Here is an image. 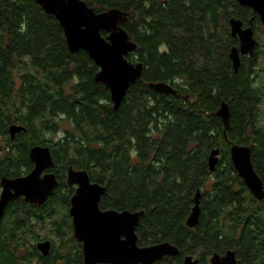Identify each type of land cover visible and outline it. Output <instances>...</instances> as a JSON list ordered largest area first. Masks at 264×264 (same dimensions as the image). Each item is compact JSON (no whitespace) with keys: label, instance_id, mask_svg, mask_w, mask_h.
<instances>
[{"label":"trees","instance_id":"16d2710c","mask_svg":"<svg viewBox=\"0 0 264 264\" xmlns=\"http://www.w3.org/2000/svg\"><path fill=\"white\" fill-rule=\"evenodd\" d=\"M84 1L98 12H128L123 26L137 48L127 57L143 63L142 77L115 110L110 90L95 79L99 66L87 51L69 50L55 16L35 0H0V173L19 175L31 163L29 149L47 144L59 176L72 165L106 186L102 209L145 210L136 228L139 245L178 246V255L153 264H182L189 254L207 264L228 250L238 264H264V198L250 191L230 156L231 143L250 146L264 181V68L259 71L255 55L235 71L230 58L235 39L229 20L247 12L234 0ZM158 82L177 93L150 86ZM223 101L231 111L228 138L217 114ZM14 123L26 130L12 140ZM215 148L221 153L212 171ZM198 190L199 223L190 227ZM74 191L59 185L49 196L48 203L58 204L50 207L55 219L63 217ZM14 218L0 222V264L26 243L17 230L19 215ZM57 223L53 250L63 252L65 264H84L76 241L66 256ZM77 253L78 262L72 260ZM51 258L46 264L55 262Z\"/></svg>","mask_w":264,"mask_h":264},{"label":"water","instance_id":"95a60500","mask_svg":"<svg viewBox=\"0 0 264 264\" xmlns=\"http://www.w3.org/2000/svg\"><path fill=\"white\" fill-rule=\"evenodd\" d=\"M46 13L55 16L64 30L69 50L88 52L90 58L99 66L95 75L97 82L110 90L111 101L117 110L128 89L142 77L143 63L128 59L137 44L131 40L123 24L128 19V12L112 7L104 11H96L84 0H35ZM243 5L251 6L264 18V0H238ZM231 33L241 39V48L234 46L230 58L234 70L237 71L241 58L240 53L253 54L256 40L252 28H243L240 19H230ZM107 31L108 35H102ZM150 86L161 93L176 94L171 84L166 82L151 83ZM217 114L225 125V137L230 129L231 111L228 103L223 101ZM22 130L24 125L14 123L9 126L12 138ZM221 150L215 148L209 158L210 170H214ZM230 156L239 176L246 186L259 200L264 198V181L256 171L252 161L250 146L231 143ZM30 157L35 168L26 176L17 178L3 177L0 197V216L7 204L24 197L25 201L43 204L53 194L58 180L54 173H41L47 167H54L55 162L48 146L36 145L30 149ZM68 182L78 187L71 197L70 214L75 227L74 236L82 242L84 264H153L165 257L176 256L179 248L170 241L152 245L138 244L136 228L139 225L144 209L138 211L102 209L101 198L106 186L92 182L87 170L68 172ZM201 191L195 195V205L187 219V224L194 227L199 223ZM43 254H49L51 242L38 244ZM199 260L192 255L184 258L182 264H198ZM209 264H237L236 252L228 250L224 255L214 254Z\"/></svg>","mask_w":264,"mask_h":264},{"label":"flooded vegetation","instance_id":"af4514ba","mask_svg":"<svg viewBox=\"0 0 264 264\" xmlns=\"http://www.w3.org/2000/svg\"><path fill=\"white\" fill-rule=\"evenodd\" d=\"M234 1L236 2V4H237L236 6L238 8L240 7L244 11V13L245 12H247V13H245L244 15H238L237 14V15H234L232 17H235L237 19L242 20L243 28H245V29L246 28H252L253 37L256 40V44H255L253 54L242 53V52L240 53V58H241L240 66L244 65V67H245L247 65V61H249L255 55L259 56V49H261L262 46L264 47V41H262V39H261V35H264V18L262 15H260L259 12L255 11V9L253 7L248 6V5H243L240 2H238V0H234ZM229 23H230V20H229ZM230 26H231V24H230ZM233 37L235 39V46L241 48L240 37L239 36H233ZM245 63H246V65H245ZM22 131H20V132H22ZM20 132H18V133H20ZM15 137L14 138L11 137V139L14 140ZM36 145L48 146L51 150V153H52V149L49 145H47V144H35L33 146H36ZM5 146L6 145H3V147L5 148V152H6L8 149ZM30 149H29V159H30L31 163L28 166V168L25 167L23 172H21L19 175L8 176V175H5L3 173H0V197H1L2 189H3L2 179L4 176L8 177V178L23 177V176L28 175L35 168V162L32 161V159L30 157ZM52 156H53V153H52ZM53 160H54V157H53ZM54 162H55V160H54ZM14 166L15 165H12V167H14ZM71 167H73L75 170H87L84 168H76V167L70 165V166H68V168L66 170L65 178H62L61 176H59V174L57 172L58 167H57L56 162H55L54 167H47L41 173V175L44 176L46 173H54L56 175V178L58 180V184L55 187L54 191L58 188L59 185H61L62 188L73 187L76 191V188L78 187V185L77 184H70L68 182V172H69ZM88 173H89L91 181L97 182L92 178L89 171H88ZM60 179H63L62 182ZM75 191H74V193H75ZM53 194H54V192H53ZM20 198L24 199V197H22V196ZM20 198H18V199H20ZM70 199H69V203L67 204V210L63 213V217H60V218L58 217L56 219H55L56 212L52 211L51 210L52 208H50V207L55 208L58 206V204H55V203L50 204L47 202L48 199L43 204L28 202V201H25V199H24V202H22V203H17L16 202L17 199H16V200L10 201L7 204L6 208L4 209L3 214L0 216V222H2V221H7V222L14 221L16 219V218H14V216L16 214H18L20 224L17 226V230H18V232H20L22 238L26 242L19 249H12L11 253L14 254L15 257L13 259L7 261L8 264H46V263L51 262L49 257H52L51 259H53V257H54L55 262H53V264H65L67 259L65 260V259L61 258V254L63 252L62 251L56 252L53 250V247L55 245L54 239L55 240L60 239L59 237H57L55 235V232L52 230L53 228H51L52 226L55 225L56 222H59L57 224H61L60 226H62L60 228V233H62L64 235L63 238L67 242V248L69 249L71 247H75L74 241H76V243L82 248V242L79 241L74 236L75 227H74V223H73V217L70 214V207H71ZM17 205L25 207V209L15 211L12 207L17 206ZM52 214H53V217L51 216ZM24 215H26V216L24 217ZM8 217H10V218H8ZM45 241L51 242L50 252L47 255L43 254L42 251L38 247L39 243L45 242ZM65 252L67 253L66 256L67 255L69 256L71 251L69 249L68 251H65ZM82 252H83V249H82ZM78 254L79 253L75 254L76 257L74 259L72 258L73 261L76 260V262H78V256H79ZM224 254L225 253L220 254V255H224ZM189 255H192L194 257V259L199 260V258L196 257L195 255H193V254H189ZM170 257H173V256H170ZM236 257H237V255H236ZM83 261H84V258H83ZM209 263H210V260L207 264H209ZM99 264H105V263H99ZM198 264H200V260H199ZM237 264H238V258H237Z\"/></svg>","mask_w":264,"mask_h":264},{"label":"rangeland","instance_id":"374dc122","mask_svg":"<svg viewBox=\"0 0 264 264\" xmlns=\"http://www.w3.org/2000/svg\"><path fill=\"white\" fill-rule=\"evenodd\" d=\"M261 39H262V41H264V35H261ZM259 56H260V63H259L258 67H259V71H262L264 68V47L263 46L261 49H259ZM263 76H264V74H263ZM261 121H262V125H264V99H263V104H262ZM54 241L57 244V240L54 239Z\"/></svg>","mask_w":264,"mask_h":264}]
</instances>
